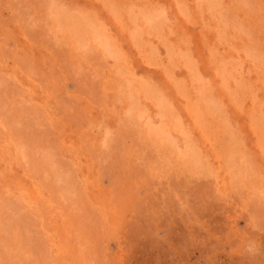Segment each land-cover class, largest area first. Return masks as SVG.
<instances>
[{"label": "rangeland", "instance_id": "1", "mask_svg": "<svg viewBox=\"0 0 264 264\" xmlns=\"http://www.w3.org/2000/svg\"><path fill=\"white\" fill-rule=\"evenodd\" d=\"M0 264H264V0H0Z\"/></svg>", "mask_w": 264, "mask_h": 264}, {"label": "bare ground", "instance_id": "2", "mask_svg": "<svg viewBox=\"0 0 264 264\" xmlns=\"http://www.w3.org/2000/svg\"><path fill=\"white\" fill-rule=\"evenodd\" d=\"M79 23V22H78ZM156 26V25H155ZM86 27V26H85ZM96 31V30H95ZM96 33V32H95ZM99 34H100V32H99ZM97 34H95V36H96ZM101 35V34H100ZM94 36V35H93ZM102 36H104V34L102 35ZM101 38V37H100ZM99 38V39H100ZM100 41H101V39H100ZM106 41H107V39H106ZM98 42V41H97ZM102 42V41H101ZM102 43H105L104 41L102 42ZM102 43H100V44H102ZM107 43H110L109 41L107 42ZM106 43V44H107ZM104 45V44H103ZM109 45H111V44H109ZM112 46V45H111ZM108 47V46H107ZM106 47V48H107ZM109 48V47H108ZM113 49H115V48H113ZM113 49H111V51L113 50ZM106 51H108V49L106 50ZM110 53V52H109ZM113 53H116V52H113ZM113 53H112V56H115V55H113ZM118 53V52H117ZM117 55V57L119 58V55L118 54H116ZM109 56L111 57V55L109 54ZM116 59V58H115ZM114 59V60H115ZM120 59V58H119ZM110 82V81H109ZM168 133V132H167ZM225 153V152H224ZM219 171H220V169H219ZM42 201V200H41ZM43 203V202H42ZM42 205V204H41Z\"/></svg>", "mask_w": 264, "mask_h": 264}]
</instances>
